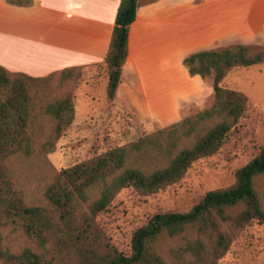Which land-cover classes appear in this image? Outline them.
<instances>
[{
  "label": "trees",
  "instance_id": "16d2710c",
  "mask_svg": "<svg viewBox=\"0 0 264 264\" xmlns=\"http://www.w3.org/2000/svg\"><path fill=\"white\" fill-rule=\"evenodd\" d=\"M138 2L121 0L107 56L98 65L111 101L123 80ZM183 64L192 77H212L210 109L59 172L46 161L52 176L39 199L29 196L13 169L18 159L55 151L76 117L80 67L35 78L0 66V264H220L246 227L264 226V146L237 171L233 185L208 192L187 212L155 214L134 233L130 253L103 224L121 191L156 195L223 150L250 106L244 92L224 81L237 69L264 65V48L201 51ZM8 233L25 238L20 249L8 246Z\"/></svg>",
  "mask_w": 264,
  "mask_h": 264
},
{
  "label": "rangeland",
  "instance_id": "374dc122",
  "mask_svg": "<svg viewBox=\"0 0 264 264\" xmlns=\"http://www.w3.org/2000/svg\"><path fill=\"white\" fill-rule=\"evenodd\" d=\"M211 3L213 7L216 4L224 9L214 16L228 18L229 24L242 21L243 27L236 31L244 33L250 41L254 37L259 39L261 45L253 43L247 46L251 52L264 48V0H258V3L257 0H212ZM48 16L51 25L59 23L60 16L55 10ZM20 20H24L22 14L11 8L0 9V25H5L7 32H11L13 22ZM1 28L0 33L6 32ZM52 32L51 39H55L58 30ZM4 43L11 47L12 38L0 40V47ZM182 43L174 45L173 63L179 62L188 48ZM163 56L158 60L163 63V70L159 73L153 71L155 61L150 57L136 58L130 68L135 75L132 72L131 76H127L124 89L109 111L107 80H102L95 92L86 88L101 67H80V101L76 122L58 141L54 152L45 154L44 158L33 153L27 160L18 159L13 169L18 182L32 199L42 197L52 176L46 161L59 172L90 159L96 153H104L170 128L214 105L211 76L191 78L185 75L181 66L176 69V65L174 68L170 65L166 50ZM54 66L59 68V63ZM102 75H106V72ZM223 85L242 91L249 97L250 106L245 117L223 150L212 158L194 164L180 184L152 196H138L132 189L118 194L110 214L104 216L102 222L121 251L131 252L134 233L155 214L187 212L200 203L208 192L233 185L237 171L247 165L264 146V65L237 69ZM85 91L91 99L82 101ZM262 195L264 201V189ZM24 242L25 238L20 233H8L7 244L12 250L20 249ZM220 264H264V226L253 223L246 227Z\"/></svg>",
  "mask_w": 264,
  "mask_h": 264
},
{
  "label": "crops",
  "instance_id": "0c3cea01",
  "mask_svg": "<svg viewBox=\"0 0 264 264\" xmlns=\"http://www.w3.org/2000/svg\"><path fill=\"white\" fill-rule=\"evenodd\" d=\"M211 1L139 0L137 18L130 27L129 57L123 70V80L115 99H108L107 111L118 100L127 76H131L132 72L134 74L131 66L137 57H150L155 61L151 65L153 71L159 73L163 70V63L158 60L164 57L163 52L166 50L173 68L174 65L176 69L181 66L185 75L201 78L189 74L183 64L186 57L229 46L262 44L255 37L250 41L244 33L236 31L243 27L242 21L229 24L228 18L214 16L224 9L216 4L213 7ZM120 2L121 0H33L32 6L19 7L0 0V9L11 8L22 14L24 19L13 22L11 32H7L5 25H0L6 31L0 33V40L12 38L11 47L5 43L0 47V66L11 72L40 78L71 67L102 65L108 53ZM50 8L53 10L49 11ZM54 10L60 16L56 26L48 21V14ZM52 31L56 33L55 39H51ZM180 42L188 48L181 55V60L173 63L174 45L179 46ZM57 63L59 68L54 66ZM104 72L102 68L98 70L93 76V82L86 87L88 91L95 92L104 79L108 86L107 75H102ZM79 92L80 88L76 90V110L80 101ZM84 94L82 101L91 99L86 91Z\"/></svg>",
  "mask_w": 264,
  "mask_h": 264
}]
</instances>
